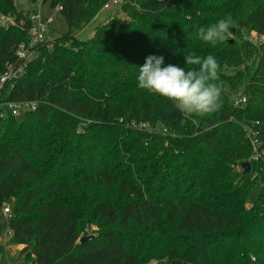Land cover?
<instances>
[{"label":"trees","instance_id":"16d2710c","mask_svg":"<svg viewBox=\"0 0 264 264\" xmlns=\"http://www.w3.org/2000/svg\"><path fill=\"white\" fill-rule=\"evenodd\" d=\"M108 1L53 0L67 34L51 28L52 48L1 93L0 212L13 204L9 244L24 246L21 264H264V186L248 206L264 164L237 168L253 154L244 127L264 125V41L248 39L264 36V0H126V21L108 20L79 40ZM23 12L0 0V14L23 21L0 28V78L20 65L16 51L28 43ZM229 15L235 33L227 41L196 38L199 27ZM189 53L220 64L214 113L185 116L137 87L148 56L187 70ZM225 68L240 69L231 76ZM239 93L243 107L235 106ZM9 102L38 106L20 119ZM87 224L99 232L81 243Z\"/></svg>","mask_w":264,"mask_h":264},{"label":"clouds","instance_id":"9594fccd","mask_svg":"<svg viewBox=\"0 0 264 264\" xmlns=\"http://www.w3.org/2000/svg\"><path fill=\"white\" fill-rule=\"evenodd\" d=\"M235 26L229 15L207 27H199L196 38L205 44L216 46L228 40ZM185 57V68L164 65L162 56L150 55L140 66L137 87L151 95L172 102L185 116H205L222 107V82L220 64L213 55L201 57L189 53Z\"/></svg>","mask_w":264,"mask_h":264},{"label":"built area","instance_id":"2783aa9c","mask_svg":"<svg viewBox=\"0 0 264 264\" xmlns=\"http://www.w3.org/2000/svg\"><path fill=\"white\" fill-rule=\"evenodd\" d=\"M53 2V0H49ZM126 0H109L103 7L102 11L111 12L109 14V20L116 18V13L122 8L125 4ZM44 0L37 1V8L30 15L23 12L24 17L29 20V29L28 35L29 40L28 43H23L19 45L16 56L20 60V65H9L6 73L0 78V100L1 93L6 87V85L11 84L20 79V77L24 74L26 66L28 63L38 58L39 50L42 48H52L54 39L50 37V30L55 22L53 16H45L42 12ZM57 12L63 10V7L60 4H56L52 7ZM23 21L18 22L17 16L15 15H3L0 14V28L10 29L11 27H19L21 26ZM251 37L255 38L256 41L263 42L264 36H258L256 33H252ZM53 42V43H52ZM248 101V98L243 93H239L235 98V106L243 107ZM2 105V104H0ZM7 110L12 113V115L19 117L22 113L25 114L27 111L36 110L38 104L36 102H9L5 104ZM3 114L4 109L0 108ZM146 126V125H144ZM143 126V127H144ZM245 135L249 143L251 144L253 154L248 162L251 163H260L264 164V130L263 125L260 122H255L250 125H246L244 127ZM240 170H244L242 165L237 167ZM264 186V182L262 183ZM3 212L10 218H12L13 210L12 206L5 205L3 208ZM8 237H11V233L8 232Z\"/></svg>","mask_w":264,"mask_h":264},{"label":"rangeland","instance_id":"374dc122","mask_svg":"<svg viewBox=\"0 0 264 264\" xmlns=\"http://www.w3.org/2000/svg\"><path fill=\"white\" fill-rule=\"evenodd\" d=\"M15 4L19 11H24L28 15L32 14L34 10H36L37 8L36 5L37 1L34 2L32 0H15ZM43 6H44L42 9L43 14L45 16H53L55 19L52 28L55 32L56 37H60L67 34L68 25L62 14L52 8V2L47 1ZM109 14H111V12L102 11L92 23H90L87 27H85L81 32L78 33L77 38L81 41H87L90 38H92L95 33L94 31L97 29V27L101 24H105L109 20L108 18ZM116 17L118 19H121L122 21L127 20V16L124 13H122L120 10L116 13ZM248 39L257 42L253 37H248ZM251 63L252 61L249 60L246 61L244 67L241 69H246L247 65L248 66L251 65ZM239 69L225 68L224 71L225 73L234 76ZM23 115H24L23 113L20 115V119L23 118ZM142 128L149 129L150 126L146 124V126ZM263 130H264V125H263ZM261 191H262V183L255 186L251 190L249 194L248 206H251L258 200ZM7 205L13 206L12 203H9ZM9 221H10L9 217L5 215L3 211L0 212L1 231L3 236V237L1 236L0 238V264H21L23 261H25V257H24L25 255L21 254V251L23 250L24 246L19 245V246H23V248L19 250V247H15L9 244L8 242ZM97 232H99L98 226H96L95 224H87L83 231L82 236L85 237V236L96 235ZM151 264H155V262L152 261Z\"/></svg>","mask_w":264,"mask_h":264},{"label":"water","instance_id":"95a60500","mask_svg":"<svg viewBox=\"0 0 264 264\" xmlns=\"http://www.w3.org/2000/svg\"><path fill=\"white\" fill-rule=\"evenodd\" d=\"M231 32H232V34H234V33H235V30L232 29ZM231 43H233V41H231ZM1 113H2V110L0 111V114H1ZM250 166H251V165H250L249 162H245V163L242 164V167L244 168V171H245L246 173L250 171ZM93 238H94V236H85V237H83V238L80 240V242H81V243H84V242H87V241L92 240Z\"/></svg>","mask_w":264,"mask_h":264},{"label":"crops","instance_id":"0c3cea01","mask_svg":"<svg viewBox=\"0 0 264 264\" xmlns=\"http://www.w3.org/2000/svg\"><path fill=\"white\" fill-rule=\"evenodd\" d=\"M108 18H109V17H108ZM107 22H108V21H107ZM107 22H106V23H107ZM94 32H95V31H94ZM94 32H93V33H94ZM94 34H95V33H94ZM15 247H19V250H20L21 248H23V246H15Z\"/></svg>","mask_w":264,"mask_h":264}]
</instances>
